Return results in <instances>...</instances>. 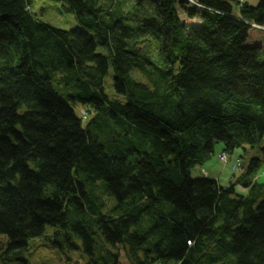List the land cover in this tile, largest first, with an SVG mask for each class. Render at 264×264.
<instances>
[{
	"label": "trees",
	"instance_id": "trees-1",
	"mask_svg": "<svg viewBox=\"0 0 264 264\" xmlns=\"http://www.w3.org/2000/svg\"><path fill=\"white\" fill-rule=\"evenodd\" d=\"M234 3L0 0V264H264V148L192 176L264 139V0Z\"/></svg>",
	"mask_w": 264,
	"mask_h": 264
},
{
	"label": "rangeland",
	"instance_id": "rangeland-1",
	"mask_svg": "<svg viewBox=\"0 0 264 264\" xmlns=\"http://www.w3.org/2000/svg\"><path fill=\"white\" fill-rule=\"evenodd\" d=\"M246 1L252 3V0ZM255 3L256 2H254V4ZM37 7H42L43 12H41L43 14V19L51 23L52 25L62 29H72L75 27V21L72 18L61 14L57 9L58 7L53 3L39 1L37 2ZM234 7L236 8V6ZM260 60L264 62V49L262 51ZM110 80L111 78L107 79L108 84H110ZM88 110V108H85V111ZM75 111L77 114H79L78 107L75 108ZM81 113L82 116L85 117V112L81 111ZM87 115L88 118H90L91 113H88ZM223 148L224 145L222 143H214V155L204 165L195 167L192 170V176L216 179L220 185L226 186L230 180L231 175L233 173H239L240 169L235 167L238 161H240L243 165H246L251 158L261 156L260 149L264 148V139L262 140L258 148H238L232 154H227L226 162H223L220 160V158H218V156H222L220 154L223 153ZM261 170H264V163H262ZM260 181H264V177H261ZM29 254L31 255L30 260L33 259L36 261L35 263L40 264H86V258L80 252L69 253L60 251L56 249L52 243L45 242L43 240H36V242L32 244L28 255ZM68 258H71L72 261L68 262ZM51 261H53L54 263H52Z\"/></svg>",
	"mask_w": 264,
	"mask_h": 264
},
{
	"label": "crops",
	"instance_id": "crops-1",
	"mask_svg": "<svg viewBox=\"0 0 264 264\" xmlns=\"http://www.w3.org/2000/svg\"><path fill=\"white\" fill-rule=\"evenodd\" d=\"M232 1L235 2L233 5L236 6V8L233 7V13H234L235 15H238V10H239V9H238L236 3L239 2V0H232ZM254 2L257 3V0H256V1H255V0H252V3H250L249 1L247 2L246 0H244V3H246L247 5H250V6H255L256 3L254 4Z\"/></svg>",
	"mask_w": 264,
	"mask_h": 264
},
{
	"label": "built area",
	"instance_id": "built-area-1",
	"mask_svg": "<svg viewBox=\"0 0 264 264\" xmlns=\"http://www.w3.org/2000/svg\"><path fill=\"white\" fill-rule=\"evenodd\" d=\"M220 158V160L221 161H223V162H226V160H227V158H226V156L225 155H222L221 157H219Z\"/></svg>",
	"mask_w": 264,
	"mask_h": 264
},
{
	"label": "bare ground",
	"instance_id": "bare-ground-1",
	"mask_svg": "<svg viewBox=\"0 0 264 264\" xmlns=\"http://www.w3.org/2000/svg\"><path fill=\"white\" fill-rule=\"evenodd\" d=\"M261 29L263 30V27Z\"/></svg>",
	"mask_w": 264,
	"mask_h": 264
}]
</instances>
